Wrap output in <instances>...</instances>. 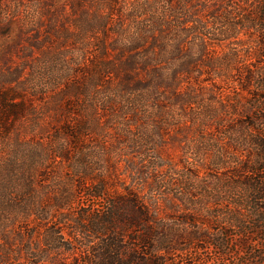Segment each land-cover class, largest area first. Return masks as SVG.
<instances>
[{"label": "trees", "instance_id": "16d2710c", "mask_svg": "<svg viewBox=\"0 0 264 264\" xmlns=\"http://www.w3.org/2000/svg\"><path fill=\"white\" fill-rule=\"evenodd\" d=\"M121 1L110 14L90 16L89 32L102 31L92 42L95 53L81 68L82 77L65 82V77L56 75L46 87L57 88L53 104L57 113L60 100L69 94L81 96L89 107L84 129L74 130L72 121L63 124L70 141L55 148L58 162L74 160L69 169L75 177L76 170L90 171L89 155L77 151L76 140L86 132L98 136L97 151L106 148L98 155L125 164L124 176L107 179L101 167L91 169L95 177L90 182L79 178L76 191L65 193L79 203L71 222H64L67 216L61 213L57 222H46L42 228L44 253L55 251L58 260L43 258L30 264H185L182 257L189 246L183 240L201 243L213 255L188 264H264V0H124L127 12ZM212 44L227 50L209 67L216 68L218 78L223 73L228 78L207 84L204 91L213 102L211 116L219 121L218 137L237 151L251 150V155L232 166L245 173L241 182L233 181L232 189L240 187L246 195L237 191L232 198L220 200L226 203L236 236L195 223L186 210L182 222L193 224L182 238V229L169 221V212L179 210L166 198L163 182L146 181L138 157L126 154L121 146L139 150L141 142L153 139L163 150L162 145L183 146L188 134L197 133L193 130L197 47L204 51ZM8 102L6 94H0V129L9 123L8 113L13 111L9 108L17 107ZM149 124L154 127L152 136ZM136 132L143 134L142 139ZM95 159L103 163L100 157ZM138 179L147 190L134 185ZM90 203L102 207L95 209ZM10 260L0 254V264Z\"/></svg>", "mask_w": 264, "mask_h": 264}, {"label": "rangeland", "instance_id": "374dc122", "mask_svg": "<svg viewBox=\"0 0 264 264\" xmlns=\"http://www.w3.org/2000/svg\"><path fill=\"white\" fill-rule=\"evenodd\" d=\"M119 1L0 0V94H6L9 105L17 106L9 108L13 110L8 113L9 123L6 129H0V254H7L11 259L1 264H30L43 258L56 262L58 254L55 251L45 254L40 241L46 222H57L61 213L68 217L62 218L64 222H71L69 218L79 209L78 199L65 193L73 194L82 177L90 182L95 177L93 168L103 167L107 179L124 176L125 164L113 157L98 155L102 149L106 153V148L97 151L98 136L86 132L76 140L77 151L89 155L86 162L90 171L76 170L75 177L69 169L74 160L69 157L70 163L58 162L55 148L70 141L63 133V124L72 121L74 130L84 129L89 120V107L81 96L69 94L60 100L57 113L53 108L57 88L46 87L56 75L65 77V82L82 77L81 68L89 64L95 53L92 42L102 31L89 32L88 20L90 16L102 17L114 12ZM127 3L121 1L125 12ZM200 49L197 47V121L193 129L197 133L188 134L187 143L174 148L162 145L161 150L155 139L154 143L153 139L141 142V151L121 147L127 149L126 154L138 157L137 165L146 181L163 182L166 198L174 202V210H179L178 214L169 212V221L172 227L182 229V238L193 224L182 222V212L186 210H190L188 217L196 219L195 223L213 232L229 230L236 236L231 227L234 221L226 210V203L220 200L243 191L240 187L232 189L233 181L241 182L245 175L232 166L243 156L251 155V150L244 147L237 151L218 137L219 121L211 116L213 102L209 92L204 91L207 84L221 83L228 78L224 73L218 78L216 68L209 67L227 49L214 44L206 46L204 51ZM179 115L177 110L176 116ZM151 125H148L150 136L154 129ZM136 134L142 139L141 132ZM75 156L74 153L72 157ZM116 160L118 169L114 167ZM155 164L162 167H153ZM136 181V187L147 190L146 184ZM90 204L95 209L102 207L101 203ZM31 230L35 233L30 237ZM182 243L189 246L182 257L185 264L213 258L211 249L201 243L186 240Z\"/></svg>", "mask_w": 264, "mask_h": 264}]
</instances>
